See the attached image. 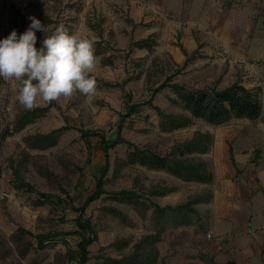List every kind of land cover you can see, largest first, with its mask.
<instances>
[{
  "label": "rangeland",
  "instance_id": "rangeland-1",
  "mask_svg": "<svg viewBox=\"0 0 264 264\" xmlns=\"http://www.w3.org/2000/svg\"><path fill=\"white\" fill-rule=\"evenodd\" d=\"M24 2L23 8L17 7L16 3L0 5V12L6 6L13 10L3 32L0 30V39L6 38L13 30L17 31L18 36L24 33L31 23V16L45 25L44 32L36 31L37 48L42 47L44 37L52 35L61 25L69 34L82 37L79 25L62 22H74L78 18L79 0ZM63 6L75 8V11L67 13L69 16L65 18L63 12L66 8ZM109 28L106 38L102 32V39L94 40L97 63L91 75L97 82L95 95L87 98L77 93L70 99L60 98L56 101L59 106H52L43 116L18 132L12 131L13 123L25 110L17 100L19 84L0 78V130L5 127L11 129L0 140V264H77V260L70 259L67 254L69 248H78L77 243L81 239V235L73 233L78 229L75 222L77 214L68 205L58 203L57 197L66 196L63 187L71 194L73 203L81 205L86 196L94 191L96 177L105 160L99 137H90L89 147L81 136L80 128L102 129L112 140L116 137L118 123L123 120V136L140 146L167 154L195 131H209L213 123L195 117L188 126L164 130L157 110L149 105H143L139 111L122 119L128 97L131 96L134 101L147 100L168 77L171 82L184 84L190 89L224 88L241 79L240 74L233 71L223 57L201 60L189 57L186 61L177 62L170 53L160 52L158 48L150 51L136 48L132 45L133 33L129 36V31L124 27H120V32L121 36L124 33L128 36L127 40V37H116V27ZM109 83L120 85L110 86ZM154 104L167 112L187 113L178 93L169 86L155 93ZM43 105L46 104H39ZM262 106L264 108L263 99ZM67 121L71 127L54 146L46 149L26 146V135L51 131ZM129 150L127 143H119L110 149L111 166L105 184L108 191L134 189L140 194L144 193V200L148 202V190L154 185L173 186L176 190L169 195H150L149 198L159 204L172 202L175 205L203 190V185L184 182L166 170L139 163L123 164L121 160L127 157ZM75 165L82 166L84 171L81 172ZM15 168L38 191L17 187ZM39 191L51 194L54 202L37 205L35 201ZM113 208L121 210L127 220L114 213ZM85 217L92 221L97 231V240L89 246L90 259L87 264H103L105 257L119 258L128 254L134 242L157 228L153 207H140L137 210L132 204L109 193L94 200L87 207ZM21 227L34 234L60 230L71 233L54 236L46 248L40 249L34 236L18 233ZM187 230L172 235L180 243L168 247L173 249L166 250L167 244H160L159 248L166 252L159 256L157 264H206L197 258L200 248L192 238L191 229ZM81 233L87 235L86 230ZM194 233L198 234L195 229ZM126 238L131 241L128 247L116 244V241L121 242ZM29 242H32L31 246Z\"/></svg>",
  "mask_w": 264,
  "mask_h": 264
},
{
  "label": "crops",
  "instance_id": "crops-1",
  "mask_svg": "<svg viewBox=\"0 0 264 264\" xmlns=\"http://www.w3.org/2000/svg\"><path fill=\"white\" fill-rule=\"evenodd\" d=\"M18 1L0 0V5ZM79 1L78 18L62 22L79 25L83 38L100 40L102 32L106 38L109 27H116V37L127 40L120 32L124 27L134 41L154 34L153 49L170 53L177 62L188 56L223 57L241 82L264 100V0ZM63 7L65 18L75 11ZM208 132L212 142L202 156L213 179L192 181L203 190L191 196L200 197L193 205L191 223L180 218L168 223L157 246L164 242L166 250L173 249L168 247L180 243L172 235L191 229L198 253L209 254L217 264H264V114L213 124ZM159 250L160 256L166 252Z\"/></svg>",
  "mask_w": 264,
  "mask_h": 264
},
{
  "label": "trees",
  "instance_id": "trees-1",
  "mask_svg": "<svg viewBox=\"0 0 264 264\" xmlns=\"http://www.w3.org/2000/svg\"><path fill=\"white\" fill-rule=\"evenodd\" d=\"M157 44L154 34L135 40L132 45L139 48L152 49ZM190 56H188L189 59ZM110 86L120 85L119 83H109ZM172 87L179 95L183 102L184 108L187 113L176 114L163 110L160 106L154 104V95L165 87ZM143 105H149L157 110L160 116V125L164 130H174L177 128L190 125L194 118H201L209 123L216 125L228 122L232 118L246 117L256 119L262 115L263 106L259 95L252 89L246 87L240 79L235 80L230 85L224 88L217 87H203L197 89L187 88L184 84L171 82L168 77L164 82L158 85L153 94L144 101H134L131 96L128 97L126 102V113L122 114V119L129 117L139 111ZM52 106H59L56 101L37 106L33 110H23L18 115L13 123L12 131L18 132L25 128V126L33 122L36 118L43 116ZM1 126V122H0ZM68 121L55 129L48 132H36L28 134L24 137V142L29 148L46 149L54 146L60 136L70 128ZM123 120L118 123L116 130V137L110 139L107 137L106 132L99 128H80L82 138L91 147L89 138L92 136L99 137V145L104 153V163L100 168L99 175L96 177L94 191L87 195L81 205L76 206L73 203L71 194L62 187V191L66 194L65 197L58 196L57 202L68 205L73 211L76 212L75 222L78 227L73 233L81 235L78 241L77 249L69 248L67 254L70 259H76L77 264H87L90 259L89 246L97 240V231L94 224L89 218L85 217L87 207L96 199L100 198L103 194L109 193L122 201L132 204L137 210L140 207L154 208L155 220L157 223V231L142 236L139 240L133 243L132 251L119 258L105 257L103 264H157L159 261L160 250L157 242L162 239V233L165 231L168 223L176 221L178 218L182 223H191L192 214L196 213L194 208L195 202L200 197L193 196L187 201L179 204L161 205L149 197L150 195H162L174 190L172 186L154 185L148 190L149 197L146 202L145 194H140L134 189L123 188L120 190L108 191L105 187L106 177L110 171L111 155L110 149L119 143H127L129 152L127 157L122 161L123 164H142L152 168L166 170L170 174L181 178L186 181L210 182L213 179V174L209 169L206 159L202 156L207 152L212 142V135L208 131L197 130L194 134L177 143L169 153L162 154L149 147L140 146L135 142L127 139L122 135ZM11 131L10 127H5L0 130V140L3 139ZM75 168L84 171V168L75 165ZM14 175L17 178V187L25 188L28 191H38L33 184L27 181L20 173L19 169L15 168ZM39 197L35 201L37 205H45L53 203L52 195L46 192L39 191ZM113 212L121 215L124 221L127 216L121 210L113 208ZM142 215H145L143 213ZM82 230H86L87 235L82 234ZM22 234H30L37 239V247L44 249L48 246L51 239L56 235H65L69 231H49L34 234L33 232L21 227L19 232ZM116 241V244H121V247H128L131 244L129 239ZM32 245V242H29ZM206 264H217L215 259L206 253L198 255Z\"/></svg>",
  "mask_w": 264,
  "mask_h": 264
},
{
  "label": "clouds",
  "instance_id": "clouds-1",
  "mask_svg": "<svg viewBox=\"0 0 264 264\" xmlns=\"http://www.w3.org/2000/svg\"><path fill=\"white\" fill-rule=\"evenodd\" d=\"M28 29L18 36L13 30L0 39V78L16 81L17 100L25 110L60 98L70 99L77 93L91 98L97 82L92 78L96 67L95 41L69 34L63 25L42 41L37 48L36 31L45 25L29 17Z\"/></svg>",
  "mask_w": 264,
  "mask_h": 264
},
{
  "label": "built area",
  "instance_id": "built-area-1",
  "mask_svg": "<svg viewBox=\"0 0 264 264\" xmlns=\"http://www.w3.org/2000/svg\"><path fill=\"white\" fill-rule=\"evenodd\" d=\"M25 0H19L17 2V7L23 8V6L25 5ZM12 8H10L9 6H6L4 9L1 10L0 12V30L1 32H3L5 26L7 25L9 18L12 15ZM159 13V12H157ZM225 53L227 52V50H223Z\"/></svg>",
  "mask_w": 264,
  "mask_h": 264
}]
</instances>
